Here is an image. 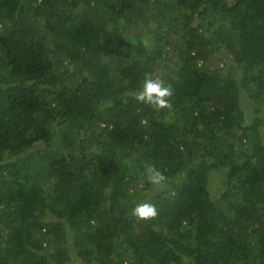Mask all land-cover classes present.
Instances as JSON below:
<instances>
[{"label": "trees", "instance_id": "obj_1", "mask_svg": "<svg viewBox=\"0 0 264 264\" xmlns=\"http://www.w3.org/2000/svg\"><path fill=\"white\" fill-rule=\"evenodd\" d=\"M0 264H264V0H0Z\"/></svg>", "mask_w": 264, "mask_h": 264}, {"label": "clouds", "instance_id": "obj_2", "mask_svg": "<svg viewBox=\"0 0 264 264\" xmlns=\"http://www.w3.org/2000/svg\"><path fill=\"white\" fill-rule=\"evenodd\" d=\"M173 94L170 84L152 78L151 74H145L141 86L133 93L137 103L157 111L171 108ZM143 175L148 184L161 189L166 187L168 177L156 165L145 163ZM131 215L137 220L147 221L157 216V208L150 201H142L133 207Z\"/></svg>", "mask_w": 264, "mask_h": 264}]
</instances>
